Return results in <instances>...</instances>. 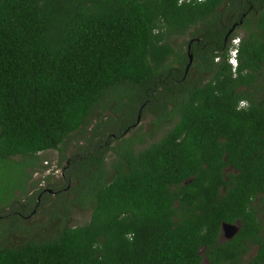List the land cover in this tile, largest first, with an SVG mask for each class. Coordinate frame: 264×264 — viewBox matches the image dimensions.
Wrapping results in <instances>:
<instances>
[{
	"label": "trees",
	"instance_id": "1",
	"mask_svg": "<svg viewBox=\"0 0 264 264\" xmlns=\"http://www.w3.org/2000/svg\"><path fill=\"white\" fill-rule=\"evenodd\" d=\"M186 33L184 72L170 37ZM121 87L125 113L141 106L159 137L135 144L145 133L124 136L128 116L110 133L96 121L77 144L94 107ZM77 133L62 188L47 182L31 206L14 207L25 180L3 178L0 222L53 193L62 216L89 205L88 220L0 244V264H264V208L254 203L264 202V0H0V180L9 167L26 176L37 152H61ZM88 168L96 176L81 196ZM236 220L219 240L221 222Z\"/></svg>",
	"mask_w": 264,
	"mask_h": 264
},
{
	"label": "rangeland",
	"instance_id": "2",
	"mask_svg": "<svg viewBox=\"0 0 264 264\" xmlns=\"http://www.w3.org/2000/svg\"><path fill=\"white\" fill-rule=\"evenodd\" d=\"M188 34L180 35V36H172L170 37L171 43L178 53L179 61L175 62L174 57L170 56L172 60V64L180 69L184 68V65L187 61L186 55V40L188 38ZM234 35L238 37L241 35V29H234ZM123 89L119 88L116 90V93L111 94L106 97L104 100V105L101 103L100 105L94 107L91 114V122L86 127L85 130H82L84 137L80 139L78 138V133L71 135L70 138L66 139L62 144L63 151L58 152L56 149H46L37 152L38 159L36 160V164L32 166H27L25 168L26 176L23 175V172H16V170L12 167L3 170L0 182H3V178L9 179L11 175H14V180L21 178L22 182L24 181L23 186H17L13 190V195L15 197V202H13V206H18V203H24L25 206L32 205L33 203L29 200L28 197L35 196V192L41 187L46 186L45 184L48 182L53 184L54 186L60 185L62 188L66 181H64L65 176L67 178L68 174L64 170L65 175L61 176V172L63 171V165L66 161V155L69 154V151L74 149V145L76 139L78 138L77 144H81L85 137L91 132L93 124L98 121V123L105 124L108 128H104L102 131L104 133L113 132L109 128L117 129L122 126L126 118L131 117L129 120L134 121L138 106L135 107V110L132 113V108L127 109L128 112L125 113V109L128 104L122 99ZM105 106L106 108H101ZM128 113V114H127ZM151 115L147 112L140 110L138 112V121L136 125H134L131 129H129L124 136H127L133 132L135 133H145L143 135V143L137 144L138 146H143L146 142L159 137L160 132L150 133L149 129L151 126ZM115 142H111L114 144ZM108 152H111L110 150ZM107 152V153H108ZM113 153V152H111ZM18 156H14L17 158ZM111 155L105 156V164L106 169L109 170V160ZM94 169H81L79 170V174L81 175V185L79 186L78 191L81 196L87 195L88 191L91 187L86 186V180L90 175L96 176ZM90 174V175H89ZM84 178L85 180H82ZM88 179V180H89ZM71 182L68 181V186L72 185ZM67 189V188H66ZM66 189H63L64 192H67ZM60 194V193H59ZM59 194H51L49 197L39 199V204L34 207L33 211L27 216L19 218L18 216H6L1 217L2 220L0 222V244H17L24 239H44L54 235L57 230H59L63 225H77L84 223L89 218L90 206H80L76 204L72 206L71 210L68 212L66 216L61 215L62 204L61 197ZM59 195V197H57ZM69 196L70 193L68 194ZM264 199V198H263ZM254 203L258 204L261 207V204L264 208V202H260L258 198L254 199ZM30 205V206H31ZM14 206V207H15ZM258 206V207H259ZM6 209V208H5ZM58 213V215H56ZM262 222L264 223V214L262 217ZM255 250V244H252L248 247V251L245 257L251 255ZM205 259L202 258L201 264H204Z\"/></svg>",
	"mask_w": 264,
	"mask_h": 264
},
{
	"label": "built area",
	"instance_id": "3",
	"mask_svg": "<svg viewBox=\"0 0 264 264\" xmlns=\"http://www.w3.org/2000/svg\"><path fill=\"white\" fill-rule=\"evenodd\" d=\"M185 1H190V0H177L178 3ZM193 1H200V0H193ZM238 42H239V37L237 35H233L229 39V48L227 50V62L230 64L232 70L235 68L237 64L236 49Z\"/></svg>",
	"mask_w": 264,
	"mask_h": 264
},
{
	"label": "water",
	"instance_id": "4",
	"mask_svg": "<svg viewBox=\"0 0 264 264\" xmlns=\"http://www.w3.org/2000/svg\"><path fill=\"white\" fill-rule=\"evenodd\" d=\"M233 26L234 25L232 24L229 29H232ZM187 48H188V45H187ZM190 61H191V54L188 52L187 53V62L185 64V69L189 65ZM137 121H138V116L136 117V122ZM220 227H221V229H223L225 231V237L228 238L236 232V230L238 228V222L237 221H235L233 223L221 222Z\"/></svg>",
	"mask_w": 264,
	"mask_h": 264
},
{
	"label": "flooded vegetation",
	"instance_id": "5",
	"mask_svg": "<svg viewBox=\"0 0 264 264\" xmlns=\"http://www.w3.org/2000/svg\"><path fill=\"white\" fill-rule=\"evenodd\" d=\"M231 27V26H230ZM229 27V28H230ZM228 28V30H227V32H226V35H228L233 29H234V26H233V28L232 29H229ZM187 45H188V48H189V41L187 42V44H186V55H187V53H188V48H187ZM187 70V68L185 69V65H184V72ZM141 110V106H139L138 107V109H137V113H136V116H135V119H134V121L133 122H131V124H132V126H134V125H136V117L138 116V112ZM112 136H113V134H111ZM65 163H67V161H65ZM63 175V171L61 172V176ZM63 177V176H62ZM42 188H44L45 186H41ZM47 191H49V189L47 188ZM40 194V193H39ZM36 198H37V200H39L38 199V195L36 196ZM237 221V220H236ZM238 222V221H237ZM238 225H239V223H238ZM217 238L219 239V240H221L222 238H226L225 237V231L223 230V229H221V227H220V232H219V234H218V236H217ZM229 238V237H228ZM255 248H256V245H255Z\"/></svg>",
	"mask_w": 264,
	"mask_h": 264
},
{
	"label": "clouds",
	"instance_id": "6",
	"mask_svg": "<svg viewBox=\"0 0 264 264\" xmlns=\"http://www.w3.org/2000/svg\"><path fill=\"white\" fill-rule=\"evenodd\" d=\"M241 101V100H240ZM240 101H238V106H244V105H246V102H244V101H242V102H240Z\"/></svg>",
	"mask_w": 264,
	"mask_h": 264
}]
</instances>
